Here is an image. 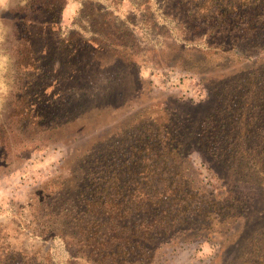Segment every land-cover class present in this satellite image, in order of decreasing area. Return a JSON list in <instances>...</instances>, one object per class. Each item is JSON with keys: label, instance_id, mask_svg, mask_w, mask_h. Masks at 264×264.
<instances>
[{"label": "rangeland", "instance_id": "374dc122", "mask_svg": "<svg viewBox=\"0 0 264 264\" xmlns=\"http://www.w3.org/2000/svg\"><path fill=\"white\" fill-rule=\"evenodd\" d=\"M205 2L0 4V264H264V47L234 41ZM206 126L210 140L188 136ZM167 130L179 135L177 156L154 171L132 162L149 132ZM90 154L108 171L129 158L116 172L120 184L128 174L143 183L131 195H177L155 225L168 230L138 256L88 255L53 214L79 191ZM141 217L121 221L140 229Z\"/></svg>", "mask_w": 264, "mask_h": 264}, {"label": "trees", "instance_id": "16d2710c", "mask_svg": "<svg viewBox=\"0 0 264 264\" xmlns=\"http://www.w3.org/2000/svg\"><path fill=\"white\" fill-rule=\"evenodd\" d=\"M210 1L206 0L205 2V10L209 11L210 14L214 13L209 18L221 25L225 22V26L229 27L225 29L228 31L227 35H233L231 38L234 41L241 40L240 42L243 41L245 45L250 44L249 47L256 46L258 50L264 47V0H215L217 1L215 9L208 8ZM251 79L253 78H249V80ZM253 80H256V78ZM234 90L225 93L224 97H230V93H233ZM212 115L214 114H210L209 111L205 116L210 117ZM149 134L150 136L146 139H149L150 143L140 141L139 143L143 142V144H139L136 151H133L131 159L134 163L149 159L151 166L150 164L148 166L154 171L156 170L154 168L156 161H161L160 159L168 155H171V159L177 156L180 152L181 145L178 138L179 135L174 130H167L162 137L154 131L149 132ZM190 135L192 138L194 136L198 138L203 135L206 140H210L213 133L212 128L210 129V127L206 126L201 129L198 128L188 134V136ZM147 144L148 146H146ZM209 144L204 145L205 152L213 157L214 155L218 157L223 156L222 153L217 152L216 147H212ZM144 148L149 150V155ZM110 153L113 157L115 156L114 149ZM146 154L148 156L143 158ZM90 155V158H93L95 163L93 162L91 168L87 167L83 171L82 176L78 178V183L82 185L79 184L80 186L78 185L76 187L79 191L72 194L71 198L67 200V202L70 201L68 202V206H63L56 209L57 212L53 213L52 211L50 213L65 220V223L71 225L69 227L74 230L73 232H78L79 235L83 236V246L87 248L88 255L95 257L101 254V256H116L120 250L124 255L135 253L138 256L141 252L138 248L146 240L148 235L152 236L155 230L158 232L161 231V233L168 230L165 227H157L155 225L159 226L160 220L169 217L166 215L168 211H165L167 205H163V203H170L177 195L170 191L164 193L165 195H155V199H152L153 196L150 197L149 194L131 195L132 187L143 186V183L137 178L133 179L128 174L126 179L120 184L119 174L121 171L116 172L121 169L130 170L129 168L132 162H130L129 158H126L122 163L112 164V167L108 171V169H102L105 163L102 164V162L96 159V153L95 155ZM138 166L139 164L135 167ZM105 173H108V176ZM145 179L147 182H153L155 180L146 177ZM122 187L131 190L127 191L128 193L126 195H121L119 191L121 192ZM113 188L115 190L111 193L110 190ZM117 188L118 192H115ZM104 189H108L109 192L102 194L101 190ZM74 202L81 206L79 211H74L75 205L74 207L72 205ZM134 209L141 214V220H146L144 228L139 229L138 226L133 227L122 224L121 217L123 218L124 214H130ZM259 259V257H256L254 260L257 261H254V264H260Z\"/></svg>", "mask_w": 264, "mask_h": 264}, {"label": "clouds", "instance_id": "9594fccd", "mask_svg": "<svg viewBox=\"0 0 264 264\" xmlns=\"http://www.w3.org/2000/svg\"><path fill=\"white\" fill-rule=\"evenodd\" d=\"M4 3V0H0V4H3Z\"/></svg>", "mask_w": 264, "mask_h": 264}]
</instances>
